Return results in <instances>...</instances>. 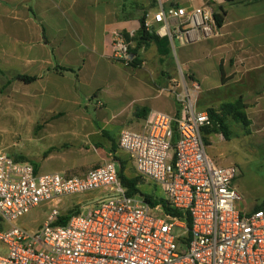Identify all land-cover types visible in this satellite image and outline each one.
<instances>
[{"label":"crops","instance_id":"crops-1","mask_svg":"<svg viewBox=\"0 0 264 264\" xmlns=\"http://www.w3.org/2000/svg\"><path fill=\"white\" fill-rule=\"evenodd\" d=\"M206 4L224 12L216 35L164 38L162 54L155 40L139 44L143 21L152 32L160 26L156 0H0V116L43 144L9 155L37 173L51 164V173L83 176L113 160L121 132H142L151 112L177 115L175 93L193 85L197 108L224 120L227 137L208 133L209 145L237 137L264 149V0H165L164 8ZM116 33L130 45L128 65L114 59Z\"/></svg>","mask_w":264,"mask_h":264},{"label":"built area","instance_id":"built-area-1","mask_svg":"<svg viewBox=\"0 0 264 264\" xmlns=\"http://www.w3.org/2000/svg\"><path fill=\"white\" fill-rule=\"evenodd\" d=\"M156 1L161 39L190 44L219 30L213 5L165 9V0ZM113 56L126 65L133 61L120 33ZM197 95V85L177 91V115L153 111L142 132L124 130L119 140L136 173L179 216L127 196L114 160L83 176L39 175L31 163L0 151V220L10 227L0 229V264H264V210L238 208V168L219 166L207 154L206 131L214 122L197 108ZM98 191L108 196L66 225H56L57 206L38 231L16 224L37 207Z\"/></svg>","mask_w":264,"mask_h":264},{"label":"rangeland","instance_id":"rangeland-1","mask_svg":"<svg viewBox=\"0 0 264 264\" xmlns=\"http://www.w3.org/2000/svg\"><path fill=\"white\" fill-rule=\"evenodd\" d=\"M176 78L177 81L174 83L179 85L181 77L178 71ZM199 106L202 108L201 100ZM209 109L210 111H217L214 108ZM19 126V124L14 123L13 119L0 116V151L12 154L15 152H35L37 148L42 150L43 144L30 140L23 132L15 133L18 131ZM217 132L221 133L219 127L215 125L212 129L207 130L205 138L208 145L207 154L219 166H237L238 177L234 182V186L240 197L238 208L246 214L264 209V149H251L244 140L237 137H232L230 141L222 142V139L217 136L213 139L211 145H209L210 142L207 139L208 133ZM112 158L123 169L126 177L139 180L140 189L144 194L160 195V192L153 183L136 173L131 159L120 147L116 149ZM54 171L55 167L47 164L44 165L38 174L44 175ZM107 196V194L99 191L84 195L65 196L59 202L43 205L31 210L27 215L18 220L16 224L30 232H35L40 230L45 222H47L55 206L58 207L60 212L59 220L60 217L67 215L87 213L89 209L96 207L101 198ZM151 215L160 216L154 212H151ZM9 228V225L0 220L1 230Z\"/></svg>","mask_w":264,"mask_h":264},{"label":"trees","instance_id":"trees-1","mask_svg":"<svg viewBox=\"0 0 264 264\" xmlns=\"http://www.w3.org/2000/svg\"><path fill=\"white\" fill-rule=\"evenodd\" d=\"M215 19H216L218 26L220 27L224 21V12L216 13ZM139 38H140L139 44H144L145 42H148L150 40H155L158 43V45L160 46L161 53L167 54V51H168L167 39L159 38L155 34V32H152L151 29L146 26L145 21L142 22V27H141V30L139 33ZM161 48H162V50H161ZM58 70H60V72L70 71V69H66V68H59ZM24 80L27 82H31L34 80V78L24 77ZM238 106H239V103H238ZM209 114H210V117L212 118V120L214 122V125L219 127L220 130L223 132L224 136L227 137L223 118L220 117L219 115H217L216 112H214V111H209ZM119 178H120L123 186L127 190V192H126L127 196H129V197L142 196L144 198V200L149 205H151L152 207H155L156 205L161 204V205H163V207L165 208L167 213H169L173 216H179L180 215L179 212L169 209L166 206L164 199L161 198L160 196L144 194L140 189L139 180L138 179H129L128 177L125 176L124 171L121 168L119 169ZM259 210H262V209H259ZM259 210H257V211H259ZM77 214H80V213H77ZM74 215H76V214H74ZM71 216H73V215H71ZM71 216L67 215L65 217H60L59 220L56 222V225H58V226L66 225L67 222L69 221V219L71 218Z\"/></svg>","mask_w":264,"mask_h":264}]
</instances>
